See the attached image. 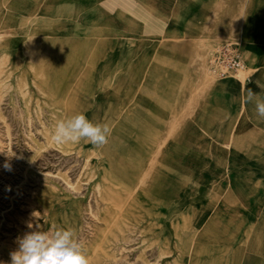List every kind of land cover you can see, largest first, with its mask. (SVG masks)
Listing matches in <instances>:
<instances>
[{"label": "crops", "instance_id": "1", "mask_svg": "<svg viewBox=\"0 0 264 264\" xmlns=\"http://www.w3.org/2000/svg\"><path fill=\"white\" fill-rule=\"evenodd\" d=\"M7 21L45 23L52 55L54 24L67 25L70 85L113 75L114 139L128 149L114 178L150 183L176 261L264 264V119L242 101L264 97V0H0ZM224 43L239 46L242 79L207 70Z\"/></svg>", "mask_w": 264, "mask_h": 264}, {"label": "rangeland", "instance_id": "2", "mask_svg": "<svg viewBox=\"0 0 264 264\" xmlns=\"http://www.w3.org/2000/svg\"><path fill=\"white\" fill-rule=\"evenodd\" d=\"M67 28L55 22L52 55L45 23L0 22V261H10L17 237L39 228L74 231L89 264H188L176 261L173 236L153 220L158 198L143 196L150 183L114 178L128 152L114 139V77L104 74L90 87L69 84L58 52ZM98 94L104 102L85 100ZM78 113L109 126L106 145L52 142L56 123Z\"/></svg>", "mask_w": 264, "mask_h": 264}, {"label": "clouds", "instance_id": "3", "mask_svg": "<svg viewBox=\"0 0 264 264\" xmlns=\"http://www.w3.org/2000/svg\"><path fill=\"white\" fill-rule=\"evenodd\" d=\"M264 89V85H259ZM245 104H254L256 114L264 119V97L248 89L242 97ZM111 129L109 126L93 123L83 113H78L66 120H60L51 134L56 144L78 143L87 140L96 148L108 143ZM5 170L11 171V164L6 161ZM32 228V224L28 225ZM10 261L0 264H89L83 244L75 238L74 231L60 229L54 232L40 231L39 228L17 237V248L10 252Z\"/></svg>", "mask_w": 264, "mask_h": 264}, {"label": "built area", "instance_id": "4", "mask_svg": "<svg viewBox=\"0 0 264 264\" xmlns=\"http://www.w3.org/2000/svg\"><path fill=\"white\" fill-rule=\"evenodd\" d=\"M243 68L244 60L236 43H224L211 53L208 70L216 77H228Z\"/></svg>", "mask_w": 264, "mask_h": 264}]
</instances>
